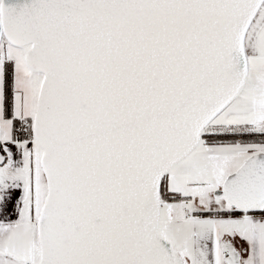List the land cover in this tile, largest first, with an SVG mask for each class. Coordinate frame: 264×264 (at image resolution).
<instances>
[{"label":"snow or ice","instance_id":"snow-or-ice-1","mask_svg":"<svg viewBox=\"0 0 264 264\" xmlns=\"http://www.w3.org/2000/svg\"><path fill=\"white\" fill-rule=\"evenodd\" d=\"M0 264H264V0H0Z\"/></svg>","mask_w":264,"mask_h":264}]
</instances>
